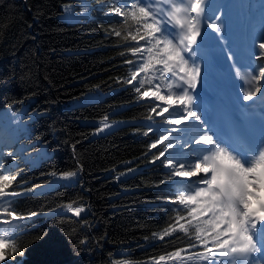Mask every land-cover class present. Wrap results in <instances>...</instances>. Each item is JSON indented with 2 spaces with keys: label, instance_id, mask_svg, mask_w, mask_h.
Returning a JSON list of instances; mask_svg holds the SVG:
<instances>
[{
  "label": "trees",
  "instance_id": "trees-1",
  "mask_svg": "<svg viewBox=\"0 0 264 264\" xmlns=\"http://www.w3.org/2000/svg\"><path fill=\"white\" fill-rule=\"evenodd\" d=\"M113 3L0 0V121L22 150L1 144L17 155L11 199L26 217L16 232L24 255L3 264H179L170 254L199 250L176 223L186 213L155 160L163 144L150 148L174 126L148 120L151 101L126 82L142 61L128 50L134 42L114 35ZM67 7L79 18L64 19ZM69 204L85 211L75 216Z\"/></svg>",
  "mask_w": 264,
  "mask_h": 264
},
{
  "label": "snow or ice",
  "instance_id": "snow-or-ice-1",
  "mask_svg": "<svg viewBox=\"0 0 264 264\" xmlns=\"http://www.w3.org/2000/svg\"><path fill=\"white\" fill-rule=\"evenodd\" d=\"M205 7L206 0H114L108 13L120 18L121 28L114 29V35L134 42L128 50L142 61L126 82L135 81L133 86L139 99L151 101L147 119L153 120L154 113L164 117V124L174 126L166 128L150 148L163 144L155 160L161 161L168 170V179L177 184L172 202L187 217L178 215L176 223L180 231H193L196 243L190 247L199 250L187 258L181 256L187 250H178L171 257L179 264H261L264 261V197L257 195L256 189L264 190V133L258 146L238 148L221 140L211 129L205 130L206 122L193 96L200 82L201 67L191 60L205 27ZM87 10L85 7L84 11ZM217 21H220L219 15L206 27L221 34L223 40L222 24ZM252 47L258 49V54L252 53L253 58L264 61V35L258 42L254 39ZM228 58L233 57L230 54ZM142 73L144 76L140 78ZM237 75H240L238 68ZM244 79L248 88L243 91L242 101H252L258 94L264 96L260 86L264 80V63L258 65L256 74L249 72ZM161 82H166L163 84L166 93ZM146 85L151 87L142 91ZM166 113L169 115L165 116ZM152 130L149 128V132ZM164 141L168 142L164 144ZM190 145L200 147L185 153L183 149ZM3 149L4 145L0 144V264L15 260L16 256L23 257L24 248L16 232L17 222L26 219L17 212L11 199L19 195L15 190L10 191L16 180L10 161H15L17 155ZM74 175L73 172L62 174L65 179ZM67 210L75 216L85 211L72 204L67 205ZM185 219L187 227L180 223ZM176 230L170 227L164 235ZM164 260V256L159 258Z\"/></svg>",
  "mask_w": 264,
  "mask_h": 264
},
{
  "label": "rangeland",
  "instance_id": "rangeland-1",
  "mask_svg": "<svg viewBox=\"0 0 264 264\" xmlns=\"http://www.w3.org/2000/svg\"><path fill=\"white\" fill-rule=\"evenodd\" d=\"M242 1V0H223L221 1V4L219 6V12L222 13L223 15L227 14L226 12L232 8V4L235 3V10L236 12L239 14L237 17H230V18H227L225 17L224 20H226L227 22H229L230 24L234 25L235 28L232 30V33H231V36L232 38H225L223 37V41L227 42V41H237V38L240 37L241 35H245L246 32L243 31L242 33H240L239 29H238V25H242V30L248 28L249 31H251L252 29H254L256 26H252L251 24L247 26V17H249L251 19V21H255L256 18L259 17V11H255L256 14H258V16H255L254 18H252L251 16V13L252 12H249L244 6H242L239 2ZM230 2L232 4H230ZM259 5L261 6V10H260V13L262 14V12H264V0H260V3ZM67 9L68 7L66 8V11L64 13L63 18L66 19V20H76L79 18V15H73L72 13L69 14L67 13ZM253 19V20H252ZM262 31L259 32L260 33H263L264 34V26L261 27ZM264 81V80H263ZM262 82H260V86H261V91L264 92V88H262ZM246 85V83H244ZM166 93V92H165ZM188 123H191V121H189ZM181 127H184L183 125H181ZM0 137L2 138L1 142L4 143V141L6 140L7 138V134H3L2 133V129H0ZM10 141H12L10 138H9ZM7 138L6 140V143L10 146H12V142H10ZM200 146H197V145H190L189 147H186L183 149V151L185 153L187 152H190L193 148H199ZM19 149V147H18ZM13 162H10V164H12ZM181 178H178V180H180ZM192 179H197V178H192ZM264 192V190H260V189H256V192H257V195H259L258 192Z\"/></svg>",
  "mask_w": 264,
  "mask_h": 264
},
{
  "label": "bare ground",
  "instance_id": "bare-ground-1",
  "mask_svg": "<svg viewBox=\"0 0 264 264\" xmlns=\"http://www.w3.org/2000/svg\"><path fill=\"white\" fill-rule=\"evenodd\" d=\"M221 1H223V0H221ZM230 4H232V3L230 2ZM227 27H229L228 24H223V23H222V28H224V29L226 30ZM246 36L249 38L250 34L247 33ZM249 39H250V38H249ZM197 46H200V44L198 43ZM213 59H214V63H215V56H214ZM202 63H203V64H206L207 62H205L204 60H202ZM225 67H226V66H224V68H225ZM205 69H207V68H205ZM214 71H215V69H214ZM207 75H209L210 78L215 77V75H214L212 72H209ZM207 75H203V74H201V77H206ZM234 78L236 79L237 77L234 76ZM238 80H240V77H238ZM199 83H201V81H200ZM201 84H203V83H201ZM237 87H239V86L229 85L228 82H225V83L223 84V83H221L220 81H216V82L212 85V88H213L214 90H220V89L224 88L227 92H230L231 94H234V96H235L236 94H238V93L241 94V90L237 89ZM258 98H259V99H260V98H264V96L259 95ZM245 122H246L247 124H252V122H251L250 120H245ZM258 193H259V196L264 197V192H261V191H260V192H258Z\"/></svg>",
  "mask_w": 264,
  "mask_h": 264
}]
</instances>
